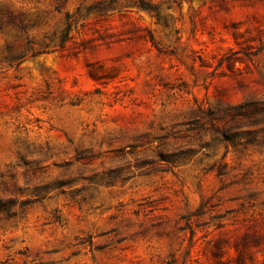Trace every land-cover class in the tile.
I'll list each match as a JSON object with an SVG mask.
<instances>
[{
    "label": "rangeland",
    "instance_id": "rangeland-1",
    "mask_svg": "<svg viewBox=\"0 0 264 264\" xmlns=\"http://www.w3.org/2000/svg\"><path fill=\"white\" fill-rule=\"evenodd\" d=\"M119 1L0 0V264H264V0Z\"/></svg>",
    "mask_w": 264,
    "mask_h": 264
},
{
    "label": "trees",
    "instance_id": "trees-1",
    "mask_svg": "<svg viewBox=\"0 0 264 264\" xmlns=\"http://www.w3.org/2000/svg\"><path fill=\"white\" fill-rule=\"evenodd\" d=\"M57 10H62L63 6L67 4L69 1L72 0H57ZM79 4L76 8L75 14L72 16L70 11H66L65 18H66V26L61 31L59 37H58V43L57 46L60 48H63L65 45V41L68 38L69 30L72 27V18L82 12V16L89 15L91 13L101 14L105 13L109 10L116 9L120 1L119 0H93L90 2H87L86 0H78ZM173 3L177 6L180 5L179 0H172ZM189 1V0H187ZM126 3L131 6H136L138 8H141L143 10H146L150 12L151 14H154L157 16L158 19H161V4L158 2H155L154 0H126ZM170 7V6H168ZM36 25V21H26L24 16L22 14H15V12L12 9L9 8H2L0 9V31L4 34H7L13 30L17 31V34L19 37H16L15 40H13L10 43H7L5 46L6 49V60L9 62L11 66L19 65L23 60H25L27 57H34L38 54L45 53L50 49V43L52 42L53 38L50 39V41L42 40L36 42L33 37H29L28 35L26 37H20V34L26 33L28 27H33ZM254 108L258 112L264 111V102H259L258 100L253 101ZM247 104H238L229 106L230 110L235 111V113L232 114H240L242 111V108H245ZM252 113V112H251ZM210 114H216L215 111H210ZM241 114H248V113H241Z\"/></svg>",
    "mask_w": 264,
    "mask_h": 264
}]
</instances>
